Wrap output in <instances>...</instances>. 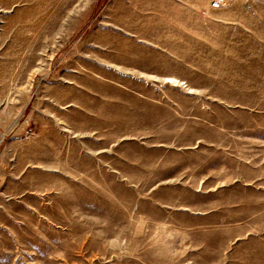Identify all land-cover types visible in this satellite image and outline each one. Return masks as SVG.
<instances>
[{"label":"rangeland","instance_id":"1","mask_svg":"<svg viewBox=\"0 0 264 264\" xmlns=\"http://www.w3.org/2000/svg\"><path fill=\"white\" fill-rule=\"evenodd\" d=\"M0 264H264V0H0Z\"/></svg>","mask_w":264,"mask_h":264},{"label":"built area","instance_id":"2","mask_svg":"<svg viewBox=\"0 0 264 264\" xmlns=\"http://www.w3.org/2000/svg\"><path fill=\"white\" fill-rule=\"evenodd\" d=\"M234 0H210V8L218 10L231 4Z\"/></svg>","mask_w":264,"mask_h":264},{"label":"bare ground","instance_id":"3","mask_svg":"<svg viewBox=\"0 0 264 264\" xmlns=\"http://www.w3.org/2000/svg\"><path fill=\"white\" fill-rule=\"evenodd\" d=\"M222 9V8H221ZM218 10H220V9H218Z\"/></svg>","mask_w":264,"mask_h":264}]
</instances>
